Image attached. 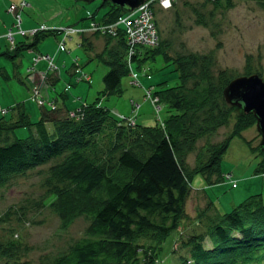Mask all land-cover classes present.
Instances as JSON below:
<instances>
[{
    "label": "rangeland",
    "instance_id": "374dc122",
    "mask_svg": "<svg viewBox=\"0 0 264 264\" xmlns=\"http://www.w3.org/2000/svg\"><path fill=\"white\" fill-rule=\"evenodd\" d=\"M164 1L166 4L168 2L173 4L162 10L160 0H144L138 9L131 12L124 11L116 21L108 22L104 19V15L110 9L107 3H111L110 1L0 0V20L2 18L12 23L7 27V32L12 30V35L4 39L3 49L15 56L0 55V104L3 108L11 109L9 115L13 113L16 116L17 110H12L13 105H24L25 111L30 114L33 109L40 111L36 105H44L40 104L38 99L47 103L52 98L50 91L53 87L49 81L61 76L60 73L53 71L58 70L59 66L53 65L55 62L53 55L28 48L30 42L41 33H49V35L41 39L38 48L41 51L51 49L56 42L58 53H69L68 42L79 34L98 35L103 39L100 40L102 45L95 52L101 59L100 67L103 68L95 74L93 80L90 72L83 71L80 63L83 57L86 62V52L81 50L71 56L74 73L80 72L87 82L75 84L67 92L68 103L71 104L72 99L77 100L79 105L76 110L69 112L63 109L60 112L57 111L58 106L53 107L52 111H57V115H64L67 118L75 119L80 111L83 112L82 108L98 98V105L108 107L110 112L128 123L151 126L157 122L164 127L168 105L161 98V93L157 92H162L165 88H175L177 91L182 86L181 93L188 99L197 101L205 97L202 92L203 83L199 84L200 78H194L195 74L191 73L193 77L181 84L182 75L180 72L177 74L174 68L177 65L166 63L164 60L166 55L172 60L195 56L202 62L205 61L215 83L218 81V74L222 71H226L228 76H231L230 81L250 75L245 73L247 67L252 70L251 74L257 73L264 80V5L262 3L255 0ZM14 4L16 8H12ZM120 10L123 12V9ZM142 15L155 29V34L151 38L147 33L139 32L133 35L132 27L131 29L129 27L134 25L135 20H140ZM129 19H133L131 24L128 22ZM121 22H126V27H123ZM116 26L119 28L117 29ZM77 28L78 31L74 32ZM21 30L24 32L18 33ZM0 31H3L2 27ZM113 31H115L114 35H112ZM2 34L0 32V35ZM117 40L125 44L128 72L121 81L122 94L106 95L103 93L105 85L102 79L110 68L105 67L103 60L108 63L115 54L124 56L123 49L116 53L110 52V50L115 52L118 47ZM24 43L28 46L25 51H31V55L24 54L25 67L29 65L31 58L26 77H24V67L19 68V61L16 58L18 54L16 49ZM107 43L108 47H103ZM155 45H158L156 48L161 54L157 53L153 58L151 51L155 49ZM134 58L137 59L134 61ZM66 62L69 65V58ZM39 64H46L45 69H38ZM90 68L93 69V66L91 65ZM16 69L22 73V81L13 77ZM31 71L32 73H29ZM47 71L49 74L46 73ZM195 73L197 76L198 72ZM155 78H164L163 80L166 79L168 83L162 86L155 85L153 84ZM143 80L146 81V85ZM26 81L29 86H37L39 91L37 99L34 100V96L30 97L29 93H35L36 89L32 88L28 92L24 84ZM58 83V89H63L66 84L65 81ZM80 87L84 88L83 95L77 91ZM214 90L210 99L214 103L211 105L214 106L215 103L221 105V101H225L223 91L220 87ZM59 100L61 101L60 97ZM53 103L57 105V100L48 102V104ZM225 104L229 107L226 101ZM3 114L8 115L6 111ZM203 114L200 112L196 116L198 125L204 117ZM237 115V111L232 112L227 126L219 128L208 140L210 144L221 143L233 135ZM37 118L31 116L30 119L36 122ZM17 131L21 136L29 133L28 128ZM0 133H2L1 129ZM8 139L12 141L13 136H9ZM260 140L261 136L254 122H245L240 135L230 138V146L221 163V182L212 185L206 182L201 174L194 177L185 204V218L178 229L156 248L158 264H180V257L186 254L182 244L192 237H203L207 246H211L209 228L212 229L219 224L224 214L246 198L260 195L264 201V172L255 171L264 156L262 150L260 151ZM205 143L206 139L200 140L193 150L184 151V159L191 168L195 167L196 156ZM105 151L106 149H103V153ZM58 161L53 159L23 175L12 177L0 189V245H5L11 240L19 241L29 249L22 260L29 261L30 264H47L50 259L64 254L75 240L85 235L90 224L87 218L79 216L71 226L63 229L58 214L48 205L52 196L49 197L50 191L44 180L47 170ZM7 262L9 261L6 259H0V264Z\"/></svg>",
    "mask_w": 264,
    "mask_h": 264
},
{
    "label": "trees",
    "instance_id": "16d2710c",
    "mask_svg": "<svg viewBox=\"0 0 264 264\" xmlns=\"http://www.w3.org/2000/svg\"><path fill=\"white\" fill-rule=\"evenodd\" d=\"M255 1L264 5V0ZM107 3L110 9L104 19L114 22L124 12ZM48 35H37L29 47L24 43L16 52L27 47L36 50L37 44ZM125 51L124 44V56L113 55L110 71L102 79L106 95L120 96L123 92L121 81L128 72ZM151 53L154 58L161 51L155 48ZM0 55L15 57L8 50ZM164 60L177 65L174 68L182 75L181 84L193 74L194 78H200L205 96L197 101L188 99L181 93L182 86L177 91L165 88L163 93L157 92L168 105L164 127L157 122L151 126L128 123L108 107L98 105V98L87 102L88 106L82 108L83 115L75 119L57 115V111L65 109L59 106L57 111L45 110L33 122L22 104L12 106V110H17L16 116L9 115L11 109L6 107L8 115L0 117V189L12 177L58 159L47 170L44 180L49 197L52 196L48 205L58 214L63 229L79 216L90 221L85 235L47 264H158L156 248L185 218V204L194 177L201 174L212 185L221 182V163L230 138L240 135L245 122L256 125L253 114L227 107L223 100L221 105H211L214 89L220 87L223 91L231 80L226 71L218 74L215 83L208 63L195 56L172 60L166 55ZM245 73L251 74L252 70L247 67ZM81 77L80 72H73L72 76L62 74L50 80L53 100L68 95L75 84L87 82ZM163 79L155 78L153 84H167ZM60 81L69 85L67 92L58 90ZM233 111L238 112L233 135L221 143L210 144L208 140L219 128L227 126ZM200 112L204 117L198 125L196 116ZM21 128H28V135L17 134ZM11 135L13 140L9 141ZM203 139L206 143L196 156L195 167L191 168L184 159V151L193 150ZM103 149H106L104 153ZM257 170L264 172V156ZM209 229L211 246H207L203 237L183 242L186 254L180 257V264H264V201L260 195L246 198ZM28 251L19 241L11 240L0 245V259L9 261L7 264H30L22 260Z\"/></svg>",
    "mask_w": 264,
    "mask_h": 264
},
{
    "label": "crops",
    "instance_id": "0c3cea01",
    "mask_svg": "<svg viewBox=\"0 0 264 264\" xmlns=\"http://www.w3.org/2000/svg\"><path fill=\"white\" fill-rule=\"evenodd\" d=\"M1 24H3V26ZM11 24H12L11 22L6 21V20L1 18L0 28L2 27L3 31H0V32H2L4 34L7 31V27L11 26ZM100 40H103V39L98 35L94 36L91 34H87V35L79 34L77 36H74L73 39L68 42L67 48L70 51L69 53H58L56 51V42H55V46H53L51 49H46L44 51H41L38 48V44H37L35 49H36V51H39L41 53H49L50 55H53L54 61L56 62V64L59 67H62L63 69L67 68V70H69L68 73L62 70L63 72L61 73V75L66 74L69 76H72L73 72H74V65L72 64L71 56L74 54V52H81V50H84L86 52V55H87V60L85 62V58L83 57L82 60L80 59V63H82L83 71H86V73L90 72L89 74L91 75L92 80H93L95 74L98 73L103 68V67H100L101 59L99 57H97V55L95 54V52H97L98 49L100 48V46L102 45V44H100ZM96 41H97V44H96ZM3 44H4V37H0V52L6 51V49H3ZM117 44H118V47L115 49V52L110 50L111 53H116L117 51L122 50V49L124 50V44H122L120 40H117ZM108 45H109L108 43L104 44L103 47H105V46L108 47ZM22 51L17 54L16 58H18V61H19V66H20L19 68L24 67V72H25L24 77H26L27 73H28V68L30 66L31 58L29 59V65L27 67H25L24 62H23V60H25L24 54H28V53L25 50H22ZM19 57H21V58L19 59ZM16 58H14V59L16 60ZM67 58H69V60H70L69 65L66 62ZM103 61H104L103 64H105V67H107L109 69L110 68L109 61H111V59L108 60V63L106 60H103ZM17 65H18V63H17ZM91 65L93 66V69L90 68ZM45 66H46V64H39L37 67L40 70H44ZM18 69L15 70L13 77L16 79H20L22 81V78H21L22 73H20ZM9 77H10V74H9ZM143 82L146 85V81L143 80ZM24 84H25L26 89L29 92V86L27 85V81ZM147 84H149V82H147ZM58 90L61 92L63 89H58ZM77 91H78V93H80V95H83L84 88L80 87L77 89ZM59 97L61 98V101L59 100ZM59 97L57 99L58 108H59V106H64L65 110L67 109V111H68L69 109L70 110L74 109L76 107V105L78 104V102H75L74 99L71 100V104L68 103L69 95L59 96ZM38 108L40 109V111L34 110V109L31 110V112H30L31 115L28 114L30 118H31V116H33L35 118L38 117L37 119L39 120L42 117L45 109L40 108V107H38Z\"/></svg>",
    "mask_w": 264,
    "mask_h": 264
},
{
    "label": "water",
    "instance_id": "95a60500",
    "mask_svg": "<svg viewBox=\"0 0 264 264\" xmlns=\"http://www.w3.org/2000/svg\"><path fill=\"white\" fill-rule=\"evenodd\" d=\"M92 2L95 0H84ZM110 1L113 5L131 12L140 6L144 0H102ZM223 96L228 105L237 107L244 114H253L256 119V128L261 136L260 147L264 153V80L253 73L240 76L224 88Z\"/></svg>",
    "mask_w": 264,
    "mask_h": 264
},
{
    "label": "built area",
    "instance_id": "2783aa9c",
    "mask_svg": "<svg viewBox=\"0 0 264 264\" xmlns=\"http://www.w3.org/2000/svg\"><path fill=\"white\" fill-rule=\"evenodd\" d=\"M164 1V0H163ZM164 3H165V1H164ZM166 4V3H165ZM171 4H173V3H167V5L168 6H170ZM141 7V6H140ZM12 8H16V5L14 4V5H12ZM143 8V7H142ZM149 17V16H148ZM152 18V17H151ZM132 21H133V19H129V24H131L132 23ZM121 25L123 26V27H126V25H127V23L126 22H121ZM129 27H130V29H131V27H132V34L133 35H137V34H139V32H141V33H147L148 34V37L149 38H151L152 37V35L153 34H155V29H154V27H153V25L151 24V22L149 23L148 22V20L147 19H145L144 18V16L142 15V17H141V19L140 20H135L134 21V25L133 26H130L129 25ZM124 30H125V28H124ZM11 31L12 30H9L7 33H6V37L8 38V37H10L11 35H12V33H11ZM76 31H78V28L74 31V32H76ZM100 31H102L103 32V30H100ZM22 32H24V31H18V33H22ZM103 33H105V32H103ZM114 33H115V31H113V33H112V35H114ZM156 46V45H155ZM82 78V77H81ZM33 89H36V91H35V93H33V96H34V100L35 99H37L38 98V95H39V91L37 90V86L36 85H34V87H33ZM38 102L40 103V104H46V103H44L42 100H39L38 99ZM52 107H54L53 105H52ZM5 109H3V108H1L0 107V113H5ZM80 113H81V111H80ZM80 115V114H79Z\"/></svg>",
    "mask_w": 264,
    "mask_h": 264
},
{
    "label": "bare ground",
    "instance_id": "6f19581e",
    "mask_svg": "<svg viewBox=\"0 0 264 264\" xmlns=\"http://www.w3.org/2000/svg\"><path fill=\"white\" fill-rule=\"evenodd\" d=\"M156 3H157V1H156ZM142 4H143V3H142ZM142 4H141V5H142ZM159 4H160V8H161V9H162V8L167 9V8L169 7L167 4L164 3L163 0H160V3H159ZM141 5H140V6H141ZM140 6H138L137 9H138ZM157 6H158V4H157ZM134 10H135V9H134ZM162 10H163V9H162ZM123 12H124V11H123ZM105 20H107V19H105ZM116 28L118 29L119 27L116 26ZM158 45H159V44H158ZM158 45H156L155 48H156ZM53 65H57L56 62H53ZM62 70H63V71H66L67 68L63 69L62 67H59L58 70H55V69H54L53 71H55L56 73H60V74H61V73L63 72ZM45 94H46V93H45ZM81 114L83 115V112H82Z\"/></svg>",
    "mask_w": 264,
    "mask_h": 264
}]
</instances>
